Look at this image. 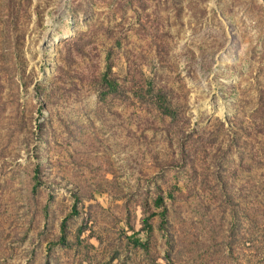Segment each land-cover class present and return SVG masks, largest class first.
I'll return each instance as SVG.
<instances>
[{
	"label": "rangeland",
	"instance_id": "obj_1",
	"mask_svg": "<svg viewBox=\"0 0 264 264\" xmlns=\"http://www.w3.org/2000/svg\"><path fill=\"white\" fill-rule=\"evenodd\" d=\"M0 264H264V2L0 0Z\"/></svg>",
	"mask_w": 264,
	"mask_h": 264
},
{
	"label": "trees",
	"instance_id": "obj_2",
	"mask_svg": "<svg viewBox=\"0 0 264 264\" xmlns=\"http://www.w3.org/2000/svg\"><path fill=\"white\" fill-rule=\"evenodd\" d=\"M107 81H106L107 84L111 87V89H113L115 84L112 81H109V80H107ZM159 98H160V95H159ZM60 239H63V236ZM134 243L139 244V241L138 240H134Z\"/></svg>",
	"mask_w": 264,
	"mask_h": 264
},
{
	"label": "water",
	"instance_id": "obj_3",
	"mask_svg": "<svg viewBox=\"0 0 264 264\" xmlns=\"http://www.w3.org/2000/svg\"><path fill=\"white\" fill-rule=\"evenodd\" d=\"M264 2V0H262Z\"/></svg>",
	"mask_w": 264,
	"mask_h": 264
}]
</instances>
